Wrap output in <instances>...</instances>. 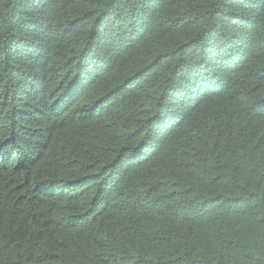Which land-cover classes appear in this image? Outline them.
Here are the masks:
<instances>
[{
  "label": "trees",
  "instance_id": "obj_1",
  "mask_svg": "<svg viewBox=\"0 0 264 264\" xmlns=\"http://www.w3.org/2000/svg\"><path fill=\"white\" fill-rule=\"evenodd\" d=\"M0 264H264V0H0Z\"/></svg>",
  "mask_w": 264,
  "mask_h": 264
}]
</instances>
